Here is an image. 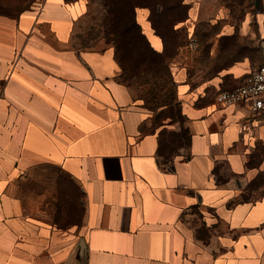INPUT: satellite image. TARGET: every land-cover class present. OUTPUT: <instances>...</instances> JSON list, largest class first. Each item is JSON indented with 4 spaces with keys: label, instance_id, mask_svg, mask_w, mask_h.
Returning <instances> with one entry per match:
<instances>
[{
    "label": "crops",
    "instance_id": "0c3cea01",
    "mask_svg": "<svg viewBox=\"0 0 264 264\" xmlns=\"http://www.w3.org/2000/svg\"><path fill=\"white\" fill-rule=\"evenodd\" d=\"M94 1H0V264H264V118L215 100L259 64L237 54L187 80L235 24L213 0H183L171 29L199 40L172 56L188 143L164 152L179 129L142 130L150 114L114 49L77 42ZM150 16L137 3L163 52Z\"/></svg>",
    "mask_w": 264,
    "mask_h": 264
},
{
    "label": "rangeland",
    "instance_id": "374dc122",
    "mask_svg": "<svg viewBox=\"0 0 264 264\" xmlns=\"http://www.w3.org/2000/svg\"><path fill=\"white\" fill-rule=\"evenodd\" d=\"M213 1L216 11L227 14L228 20L235 24L237 34L223 42V54L218 59H210L206 55H200V57H203L199 65V69L203 70L201 73L195 74L196 66L192 68L194 72L191 68H188L187 80L193 85L206 78L207 67L211 70L218 65L225 64L237 54H249L257 64L264 63V0ZM104 4L105 1L101 0L94 1L89 5V13L78 21L77 42L80 46L99 50L112 47L115 54L114 36L106 30L107 7ZM129 15L134 17L132 12ZM205 23H203V31H206V29L209 31L208 22ZM133 36L139 40L136 29L133 30ZM144 49L148 51L146 45H144ZM183 49V53L187 58L189 55L192 56L193 52H196L186 47V45ZM171 52H173L172 49ZM165 64L168 65V68L160 79L151 81L150 76L142 78L134 76L130 80L122 82L131 88L132 94L143 102L144 107L150 114V120L143 123L141 129L168 131L167 129L170 127H176L179 129V133L174 132L171 134L174 141L172 140L170 146L175 145V150H177L180 143L185 145L187 133L184 130L185 119L181 114L178 98L177 67L173 65L172 58H167ZM119 68L121 73L120 65Z\"/></svg>",
    "mask_w": 264,
    "mask_h": 264
},
{
    "label": "trees",
    "instance_id": "16d2710c",
    "mask_svg": "<svg viewBox=\"0 0 264 264\" xmlns=\"http://www.w3.org/2000/svg\"><path fill=\"white\" fill-rule=\"evenodd\" d=\"M31 1L32 0H20L21 4L18 8H27ZM104 1V6L107 7L106 30L114 36V45L116 47L115 57L122 70L120 73L121 81L130 80L134 76L139 78L150 76L151 81L162 78L163 74H165V70L168 68V65L165 64L166 59L172 58L177 52L179 44L183 42L186 44L188 41L189 34L186 36L184 31L171 29L174 24L186 18L187 5L183 3V0ZM145 1L150 2L151 20L157 32L162 34L165 40V50L163 52L156 50L151 45L147 36L142 31L141 25L137 21L136 5L137 3ZM159 6L162 7L160 11ZM0 9H8V7H2V5H0ZM131 12L134 14V17L129 15ZM134 29H136L139 35V40L135 39L133 36ZM144 45L147 46L148 51L144 49ZM171 49L173 52H171ZM181 114L183 115L182 109ZM184 130L186 129L184 128ZM186 138L187 141L185 145L188 143V133ZM172 140L174 141L173 137ZM180 145L183 144L180 143ZM175 149V145L170 146L168 142H166L164 146L161 145V151L163 150L164 152L168 150L172 152Z\"/></svg>",
    "mask_w": 264,
    "mask_h": 264
},
{
    "label": "built area",
    "instance_id": "2783aa9c",
    "mask_svg": "<svg viewBox=\"0 0 264 264\" xmlns=\"http://www.w3.org/2000/svg\"><path fill=\"white\" fill-rule=\"evenodd\" d=\"M198 41L194 35L190 36L186 47L196 50ZM215 100L221 105L244 104L252 113L264 118V63L255 66L239 86L218 91Z\"/></svg>",
    "mask_w": 264,
    "mask_h": 264
}]
</instances>
